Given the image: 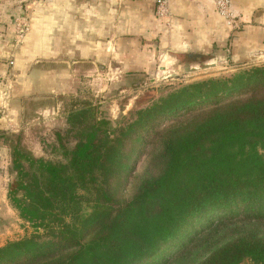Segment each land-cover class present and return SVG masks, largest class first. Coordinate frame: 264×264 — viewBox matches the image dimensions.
Instances as JSON below:
<instances>
[{
  "label": "trees",
  "instance_id": "obj_1",
  "mask_svg": "<svg viewBox=\"0 0 264 264\" xmlns=\"http://www.w3.org/2000/svg\"><path fill=\"white\" fill-rule=\"evenodd\" d=\"M191 112L161 134L158 171L124 198L151 128ZM135 113L113 126L91 105L69 110L52 159L11 146L7 199L34 233L0 246V264H158L228 222L236 236L197 264H264V65L185 84Z\"/></svg>",
  "mask_w": 264,
  "mask_h": 264
},
{
  "label": "crops",
  "instance_id": "obj_2",
  "mask_svg": "<svg viewBox=\"0 0 264 264\" xmlns=\"http://www.w3.org/2000/svg\"><path fill=\"white\" fill-rule=\"evenodd\" d=\"M231 1L242 27L230 41V58L264 60V0ZM169 6L167 29L155 15V0H0V90L8 94L6 102L25 100L34 90L64 93L76 75L95 79L106 70L107 77L119 78L126 71H148L159 50L195 61L212 57L194 52L213 49L212 60L222 58L228 27L209 2L169 0ZM18 25L28 30L17 39ZM48 63L55 67L50 70ZM51 79L61 87L49 89ZM3 176L1 170L0 192ZM4 198L0 194V203Z\"/></svg>",
  "mask_w": 264,
  "mask_h": 264
},
{
  "label": "rangeland",
  "instance_id": "obj_3",
  "mask_svg": "<svg viewBox=\"0 0 264 264\" xmlns=\"http://www.w3.org/2000/svg\"><path fill=\"white\" fill-rule=\"evenodd\" d=\"M14 21L16 23V19ZM160 21L164 28L168 29L167 22ZM237 23L238 27L227 28L229 36L224 48L226 50L222 53V58H217L215 61L212 60L215 55L213 49H211L212 53L206 50L194 52H205L209 54V57H212L208 60L197 58L195 61L189 60L187 56H176V53L170 50H159L152 66L150 65L151 67L146 69L148 71H126L119 78L114 77L111 73L107 77L106 70L95 79L90 76L76 75L68 79L70 82L68 88L70 89L63 90L64 93L53 90L61 86L51 79L46 82V86L53 90L52 93L34 90V93L28 94L25 100L16 99L15 103L11 101L12 104H8L6 102L8 94L0 90V94H5L0 103V171L3 170L6 181L5 191L0 192L1 195H5L0 203V246L8 241L34 233L33 228L19 217L7 199V185L13 176V173L9 172L12 145L18 144L33 156L52 159L56 157L52 145H54L58 133L63 134L66 128V116L69 110L83 105H91L96 108L97 116L100 119L110 120L113 126L124 125L137 116L135 111L150 106L161 97L185 84L228 76L239 70L264 65V60L258 59L260 57L257 58L256 55L246 59L239 58L238 62L230 58L233 53L230 41L242 27L239 15ZM16 27L15 35L18 39V36L23 33ZM17 46L13 47V52L16 51ZM216 49L218 50V48ZM50 63L45 66L52 70V67L55 66ZM40 65L43 64L37 63V66ZM11 66L13 65L10 64L9 69ZM37 66L36 68L39 69ZM40 82L41 80H39L40 86L44 87L43 82ZM36 83L38 84V79ZM130 111L133 113L132 115H130ZM192 114L193 112L167 116L160 124L151 128L153 130L146 137V143L137 149L138 159L121 190L124 198L129 199L133 196L145 171H158L159 165L154 158L160 147L161 134L175 125L178 120H186ZM216 226L205 228L190 244L174 248L165 254L158 264H197L214 248L236 236L234 222ZM258 228L260 234L264 235V223L259 224ZM39 232L42 233L41 230ZM241 264L254 263L246 259Z\"/></svg>",
  "mask_w": 264,
  "mask_h": 264
},
{
  "label": "built area",
  "instance_id": "obj_4",
  "mask_svg": "<svg viewBox=\"0 0 264 264\" xmlns=\"http://www.w3.org/2000/svg\"><path fill=\"white\" fill-rule=\"evenodd\" d=\"M209 2L216 14L222 18L225 25L228 28L238 27L237 23V13L235 12L231 0H206ZM155 15L160 20L168 22L170 17V6L169 0H155ZM20 32H25L28 30V25H23L17 28Z\"/></svg>",
  "mask_w": 264,
  "mask_h": 264
}]
</instances>
